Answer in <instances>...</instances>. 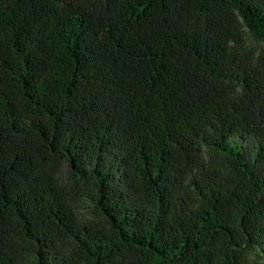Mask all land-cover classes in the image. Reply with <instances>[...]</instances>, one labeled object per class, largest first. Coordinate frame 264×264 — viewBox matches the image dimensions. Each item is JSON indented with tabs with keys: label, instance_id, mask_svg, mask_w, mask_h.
<instances>
[{
	"label": "trees",
	"instance_id": "16d2710c",
	"mask_svg": "<svg viewBox=\"0 0 264 264\" xmlns=\"http://www.w3.org/2000/svg\"><path fill=\"white\" fill-rule=\"evenodd\" d=\"M243 27L264 41V0H0V264H256L264 71ZM58 161L102 225L76 222Z\"/></svg>",
	"mask_w": 264,
	"mask_h": 264
},
{
	"label": "rangeland",
	"instance_id": "374dc122",
	"mask_svg": "<svg viewBox=\"0 0 264 264\" xmlns=\"http://www.w3.org/2000/svg\"><path fill=\"white\" fill-rule=\"evenodd\" d=\"M242 38L243 43L239 47L241 58L264 71V41L256 39L244 27L242 28ZM199 159L205 166H217L220 170L223 169L219 154H215L209 149L201 147ZM49 169L55 174L65 191L76 222L79 224L92 223L102 225L104 223L103 219L95 213L91 201L88 199L92 189L90 182L73 179L63 161L49 164ZM251 259L256 264H262L264 255L254 251L251 254Z\"/></svg>",
	"mask_w": 264,
	"mask_h": 264
}]
</instances>
